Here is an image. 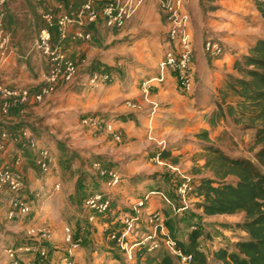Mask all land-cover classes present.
<instances>
[{
  "label": "crops",
  "instance_id": "obj_1",
  "mask_svg": "<svg viewBox=\"0 0 264 264\" xmlns=\"http://www.w3.org/2000/svg\"><path fill=\"white\" fill-rule=\"evenodd\" d=\"M183 1L185 7L182 12L187 19L188 35L195 51L193 63L195 84L192 95L183 94L179 90L176 79L163 68L165 39L169 27L165 16L152 0H146L137 15L118 34L104 26H99L94 31L99 43H93V41L75 43L67 50L69 57L77 61H81L80 58L86 59L93 67L100 65L106 70L118 69L119 76H116L117 80L114 84H103L96 88L87 84L83 88L89 90L83 96H72L70 100L74 102L69 104L72 110L68 112V115L74 119L75 123H79L80 114H101L107 117L114 130L122 135V141L116 142L105 129L94 130L89 127V132L77 131L78 129L73 128L68 135L72 142L79 145L80 151L75 150L77 153L73 155L79 154L83 160L82 151L84 153L90 151L94 157L105 159L107 164L112 163L122 172L121 189L116 193L120 203L134 206L140 195L145 194L148 188L160 180V172L163 170V163L158 164L160 154L166 149L172 154L187 153L189 148L194 147L198 135L202 132H209L212 145L223 149L233 157L240 156V154L228 152V149L217 142L224 132L229 131L227 125L238 129L231 119L221 121L215 127L210 125L209 120L217 111L216 101L220 98V91L228 75L235 74L233 67L236 59L245 55L249 47L254 46L258 39H261L253 37L254 39H247L240 42L239 46H235L231 37L226 38L227 27L231 28L234 23H240L242 27V23L246 22L245 16H253V10L257 4L252 0L245 2L221 0L216 4L211 3V0ZM65 2V0L11 1L5 26L12 39L14 53L2 69V82L6 86L14 89H40L43 86L49 73V63L47 58L34 50V41L41 29L45 27L43 15L49 11H59V5L65 6ZM69 2L72 1L69 0ZM234 3L238 6L242 4L245 8L248 6L244 17L228 16L229 14L226 15L220 11H210L207 7L209 5L218 6L220 9L221 6L237 9ZM222 15L226 16L222 17ZM153 25L155 30L151 27ZM77 30L78 27L73 26L70 32L73 34ZM241 31H244L239 34L242 36L240 38L242 41L243 36L245 38L249 36L245 29ZM218 35L223 37L220 41L231 50L225 49L224 55L216 59L206 52L205 42ZM146 81L152 86V92L146 93L141 89V84ZM126 102L138 104L141 111L129 109L125 105ZM59 116L64 115L62 113ZM200 153L204 152L200 151ZM91 169L89 167L80 169V178L89 174L98 180ZM28 175L27 170V178H30ZM156 202L159 204L156 198H152L147 207L151 209L152 204ZM183 203L188 202L184 200ZM101 228H106V225ZM240 236L247 237L245 233H240ZM170 240L172 239L169 234L163 235L161 239L162 244ZM80 250L76 254V262L90 264L84 259V253L80 254ZM171 254L174 255V252L172 251ZM62 256L59 252L50 251L49 263L58 264L56 257L61 260ZM38 259L40 258L36 254L25 258L26 264H35Z\"/></svg>",
  "mask_w": 264,
  "mask_h": 264
},
{
  "label": "rangeland",
  "instance_id": "obj_2",
  "mask_svg": "<svg viewBox=\"0 0 264 264\" xmlns=\"http://www.w3.org/2000/svg\"><path fill=\"white\" fill-rule=\"evenodd\" d=\"M212 1L211 3L216 4L217 1L221 0ZM242 1L245 2L246 0H240V2ZM252 1L257 4V7L253 10L254 15L250 17H246L244 14L248 6L245 8L242 4L238 6V4L234 3L237 9L224 6H221L220 9L218 6L207 5L210 11H220L226 15L229 14L228 16L236 15V17L239 18L245 16L246 22L242 23V27L240 23L237 24L234 22H231L234 23L231 28L227 27L226 38L231 37L235 46H239L240 42L252 39L253 37L264 39V18L262 16L264 4H260L258 0ZM97 2V6L101 7L103 0H98ZM226 15H222V17ZM230 21L234 20L230 19ZM153 26L151 27L155 30V26ZM160 29L163 30L162 28ZM244 29L245 32H248L247 36L249 37L245 38V36H243L244 38L241 41L240 38L242 36L239 34L244 32L241 31ZM113 32L118 34L120 31L115 30ZM93 36V43H99L100 41L96 39L95 32ZM221 38L223 37L218 35V37H214V40L220 42L224 50L230 51V47L220 41ZM80 59L81 61H78V74L72 83H60L56 92L51 97L40 104H31V106L21 110L20 113H12L13 115L10 117L12 119L9 117L1 118L0 143L4 142L5 150L0 151V169L5 165L9 167L14 166L16 160L21 159L22 165L20 166V171L25 179V188L22 192V196L29 204L32 211L27 216L18 215L14 220H10L8 218V211L11 194L4 192L0 195V264H10L5 257L6 249L32 243L27 233L31 229L38 228H46L51 234L50 241L43 243L48 252L56 251L59 252L61 256L65 253L67 246L64 241L65 229L70 228L75 235V239L81 240L80 254L84 253L83 257L86 259V262L90 264H137L135 253L140 249L142 238L149 235V232L157 227V225L155 227H150L146 219L149 218L150 213L156 212L164 217L163 224L158 226L159 237L162 238L160 233L164 236L168 235L170 231L168 224L171 225L173 230L174 236H171L172 240L166 241V244H162L163 247L166 245L165 249L172 253L171 250L173 246H175L174 238L184 241L190 233L197 230L202 233L200 249L205 252L208 257H212L209 264H217L214 261L213 252L218 249L230 248L233 245L238 238L237 223L241 222L243 218L241 217L242 215L207 218L200 210L197 194L189 199H183L177 195V188L181 181L186 180L197 185L207 178L206 175H196L193 173L194 167H202L205 162L206 144L201 143L204 141L199 137L194 147L189 148L185 154H172L170 150H164H168L172 158L168 161H163L159 156L160 161L158 164L162 165L161 163H163V167L160 166L163 169L160 172V180L148 188L145 194H141L134 206L119 202L116 193L121 189L120 183V185L113 190L112 201L114 200L115 202L113 201L114 207L112 215L107 219H103L101 216L94 214L96 219L94 222H89V213L84 210L86 198L94 193L104 191L105 181H103V179L97 180L89 174L84 175V177L82 175L83 178H80V169L92 168L91 170L97 177L93 165L95 162H99L106 169H115L120 174L122 172L115 168L109 160H107V162H109L107 164L106 161H104L105 159L102 160L101 157H94L90 151L89 153H84L81 150L82 154H84L83 160L81 155H73V153H77L75 150L80 151L78 150L79 145L72 142L68 133L73 131V128L78 129L77 131L87 130L89 132V128L91 127L88 128V126L83 124V120L88 116L101 117L102 120L105 119V121H107V117L105 118L101 114L85 113L80 114V116H78L79 123H75L74 119L68 115V112L72 110L69 104L74 102V100H70V98L75 95L83 96L89 90L83 88L87 84L91 85L92 88L99 87L103 84L111 85L99 82L95 84L91 83L94 74L109 72L108 74H111L114 78L112 84L115 83L117 80L116 76L119 75L117 68L106 70L104 66L100 65L93 67L86 59ZM73 60L77 59L73 58ZM84 60L85 63H83ZM2 71L3 70L0 72V81H2ZM31 90L35 93L39 89L33 88ZM152 90L153 88L151 92ZM125 105L127 106V102ZM62 113L64 116L60 117L59 115ZM227 127L229 131L224 132V135L221 138L219 137L220 140L217 142L225 149H228V152L240 154L241 157L253 158L254 155L250 153L252 132L238 131V129L231 125H227ZM21 129L29 131L31 136L37 140L38 148L36 150L39 151L46 148L50 151L53 163L48 172H43L40 169L37 156L35 152H33L34 150L25 147L24 144H16L13 142L14 139L20 135ZM3 133H7L11 140L3 141ZM225 133L228 134L225 135ZM197 150L199 152H196ZM200 151L204 153H200ZM191 163H194V165H191ZM197 163H199V165ZM155 164L157 163L155 162ZM27 170L30 178H27ZM56 179L59 180L55 182L54 180ZM57 186H59V189H57ZM152 198H156L159 204H157V202L152 204L151 210L147 207V204ZM184 200L190 201H187L188 205L183 203ZM141 202H143V207L141 208L146 222L138 225L135 234L132 233L129 235L122 247L111 249L110 241L112 238L107 235L106 230L120 231L122 229V224L117 222V218L124 215H132L133 209ZM174 208L176 210H174ZM180 209H182L181 212ZM109 222H113L114 224L109 225ZM96 224L97 226H95ZM105 225L106 228L102 229L101 227ZM125 244H127V246H125ZM133 246L136 248H132ZM152 252L154 255H157L160 250L158 249V251ZM49 257L50 256H48V258ZM39 261L40 259H38V261L36 260L35 264ZM59 261L61 262V260L56 257V262L58 264ZM49 262L47 264H50Z\"/></svg>",
  "mask_w": 264,
  "mask_h": 264
},
{
  "label": "built area",
  "instance_id": "obj_3",
  "mask_svg": "<svg viewBox=\"0 0 264 264\" xmlns=\"http://www.w3.org/2000/svg\"><path fill=\"white\" fill-rule=\"evenodd\" d=\"M10 0H0V72L8 63L11 55L14 53L12 49V39L7 33L3 19V8ZM146 0H109L103 5L101 10L95 6V0H86L79 9L63 12L60 14L54 11L46 12L43 15L45 28L37 35L34 41V50L39 52L51 64L49 74L45 78L43 86L37 93H32L30 89H14L6 86L0 81V124L1 116H9V114L18 109H22L27 105L37 103L40 104L51 97L57 90L60 83L70 84L74 81L78 74L79 65L76 61L68 57L60 47H54L52 29L57 28L60 41L71 40L72 42H92L93 35L87 32V28L96 23L99 19L104 21V26L112 31H121L126 28L128 23L134 18L139 9ZM154 1L165 16L168 24V33L165 39L166 54L163 62V68L170 72L176 79L179 90L184 94H192L194 91L193 80V63L195 51L193 42L188 35V22L183 14L185 3L183 0H152ZM260 4H264V0H258ZM64 4H60L58 9L63 11ZM72 8V5L70 6ZM73 26L78 27V30L73 34L70 32ZM206 52L212 57L219 59L224 55L220 42L209 39L205 42ZM106 83L112 84L113 77L108 73L94 74L91 83ZM141 89L149 93L152 86L148 81L141 84ZM129 109L141 111V107L133 102H128ZM83 124L93 128L94 130L105 129L109 132L116 141H121L122 135L116 132L113 126L101 117L88 116L83 120ZM3 141H9L10 136L7 133L2 135ZM16 144H24L31 150L38 148V142L35 140L29 131L24 130L13 141ZM5 150L4 142L0 143V151ZM37 151V160L40 169L43 172H48L52 167L53 160L48 149L43 148ZM22 165L21 159H17L14 166H3L0 169V195L4 192L11 194L8 218L14 220L18 215L27 216L32 209L22 196L25 188L24 175L20 171ZM97 173L98 179L105 181V190L95 193L84 204V210L89 213V222H94L96 214L105 216L111 210V202L113 190L122 183V175L115 169H106L99 162L93 165ZM59 189V186H57ZM191 191L190 181L184 182L179 187V194L185 199ZM143 202L138 204L133 209L132 215H126L122 221L123 235L118 238L119 245L122 247L125 238L135 233L139 224L148 222L150 227H157L149 232L140 243L141 247H147L150 252L161 248L162 243L158 241V226L163 224L164 217L160 213H150L149 218L144 220L142 208ZM95 214V215H94ZM32 243H26L18 247L6 249L5 257L10 264H26L25 258L30 255H37L40 258L47 260L49 252L43 243L49 242L51 234L46 228L31 229L27 233ZM116 235L112 236L115 239ZM66 243L65 253L60 264H78L75 260L77 252L81 248V240H76L74 233L70 228L65 229ZM173 244V243H171ZM39 245V246H38ZM174 255L180 258L182 264H187L188 259L180 251L173 246Z\"/></svg>",
  "mask_w": 264,
  "mask_h": 264
},
{
  "label": "trees",
  "instance_id": "obj_4",
  "mask_svg": "<svg viewBox=\"0 0 264 264\" xmlns=\"http://www.w3.org/2000/svg\"><path fill=\"white\" fill-rule=\"evenodd\" d=\"M11 1L6 3L3 8L5 29L8 7ZM65 1L64 10H54V13L60 14L71 10L77 12L84 3L82 0ZM97 1L95 0V6L98 10H101L109 0H103L101 7L97 6ZM71 5L72 8H70ZM262 16L264 18V12ZM99 26H104L102 19L90 25L87 32L94 35V31ZM52 36L53 46L60 47L66 55L68 47L82 42H72L71 40L61 42L57 28L52 29ZM67 56L69 57V55ZM74 61L78 63L77 60ZM48 63L50 72L51 64L49 61ZM233 69L235 74L228 75V79L220 91V98L216 101L217 111L214 112L209 123L212 127H215L221 121L231 119L240 131L252 132L250 153L254 156L253 158L233 157L221 148L211 144L209 132L201 133L198 137L206 143L205 162L202 167H194L193 173L206 175L207 178L197 185L190 182L191 191L185 199L197 194L200 210L207 218L243 216L242 221L237 223L238 238L233 245L230 248L218 249L213 252L214 261L217 264H264V39H258L254 46L249 47L245 55L238 57ZM29 106L31 104L26 107ZM26 107L14 110L9 116H1V118H10L13 115L12 113H20ZM24 130L21 129L20 131ZM33 152L37 156V152ZM171 158L172 155L168 150L160 154V159L163 161H168ZM184 182L186 180L181 181L177 188V195L180 198L182 197L178 190ZM92 195H89L86 199ZM113 201L110 212L105 216H101L103 219H107L112 215ZM125 216L118 217L117 222L122 224ZM112 224L114 223L109 222V225ZM121 227L120 231L106 230L110 238L114 234L116 235V238L110 241L111 249L121 247L118 241V238L123 235V225ZM168 228H170L168 232L170 237L174 236L170 224H168ZM240 233H245L247 237H241ZM161 237L163 238V235ZM201 237L202 233L197 230L190 233L186 241L173 237L176 250L187 257V264H209L210 257L200 249ZM162 238L158 235V241L161 243ZM159 250L160 252L154 255L147 247L140 246V249L135 253L137 264H182L179 257L172 255L163 246ZM48 262L49 258L47 260L40 258L38 264H47Z\"/></svg>",
  "mask_w": 264,
  "mask_h": 264
},
{
  "label": "bare ground",
  "instance_id": "obj_5",
  "mask_svg": "<svg viewBox=\"0 0 264 264\" xmlns=\"http://www.w3.org/2000/svg\"><path fill=\"white\" fill-rule=\"evenodd\" d=\"M144 193V192H143Z\"/></svg>",
  "mask_w": 264,
  "mask_h": 264
}]
</instances>
